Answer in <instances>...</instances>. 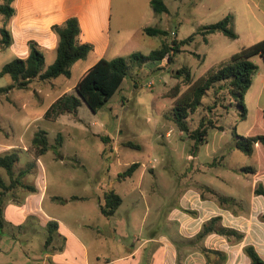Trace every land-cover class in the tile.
<instances>
[{
  "label": "crops",
  "instance_id": "0c3cea01",
  "mask_svg": "<svg viewBox=\"0 0 264 264\" xmlns=\"http://www.w3.org/2000/svg\"><path fill=\"white\" fill-rule=\"evenodd\" d=\"M113 1L16 0L17 13L12 20L14 59H25L29 55L30 41L37 42L41 51L48 53L56 51L57 55L58 37L52 31V26L63 24L72 16L79 19L81 42L92 44L94 47L87 56L92 63L83 75L100 59L116 58L117 53L110 50ZM250 1L255 4L253 0ZM142 4L151 6V0H142ZM255 8L264 14V7L261 8L260 4H255ZM144 28L142 27L143 30ZM256 64L258 71L246 94L248 114L251 111L250 100L258 110L264 109V61L261 59V62ZM47 68L44 66V70ZM56 79L42 82H47L51 89L59 85L66 86L65 82H52ZM35 81L40 80L35 79L32 82ZM78 82L66 86L48 108L61 96L76 94L75 88ZM26 89L15 87L9 91L0 92V156L17 153L20 158L15 164L12 176L8 175L4 169H0V174L5 183L10 185L19 179L20 172L26 171L25 176L20 179L23 185L12 187L4 197L5 225L0 234V264H221L212 254L208 261V257L203 252L204 248L223 252L226 259L222 264H251L244 250L247 246H253L264 260V220L261 218L264 215V197L255 194L256 186L260 183L264 185L263 145L256 144L254 153L250 156L253 159V165L230 168L242 174L243 182L245 179H250L249 186H242L240 182L237 185L238 191L233 195L208 185L189 187L180 194L178 205L170 210L168 221L171 224L167 231L159 230V223L163 221L164 212L157 211L150 230L146 233L147 226L143 220L136 223L131 221L127 226L124 219L129 212L130 200L133 198L135 189L124 186L120 191L110 186H96L92 191H86L87 178H84L81 173L89 169L77 155H70L64 151L65 138L62 129L57 131V136L61 134L63 137L62 146L55 150L56 142L51 144L49 141L52 148L40 157L35 156L31 149L35 134L44 130L49 139V131L37 124L47 121L44 115L48 108L42 113H36L35 107L26 108L27 111L30 109L32 111H26L22 117L19 114L21 110L19 104L16 105L17 110L10 108L7 104L9 97L15 91ZM38 94L41 95V89L35 92L37 98ZM40 95L38 99L41 100ZM13 100L16 101V99ZM25 106L29 107L27 104L23 105ZM74 118L76 117L73 114H66L60 116L55 122H47L67 126L66 122H71ZM92 133L102 141H104L102 137L107 139L108 137L104 135H108L111 139L107 140L108 143H104L112 145L111 147L117 146L115 137L110 136L107 130L100 129ZM52 150L54 154L48 170L42 158ZM106 151L105 148L102 152L103 157ZM225 158L221 156L220 164L210 166L219 167ZM247 167H253L256 170L255 173L246 172L244 169ZM105 168V164H100L98 169L104 171ZM141 168L142 165L136 172ZM140 177L145 179V168L142 169ZM219 178L223 177L219 176ZM26 186L34 188L35 191L27 190ZM139 187H144L143 180L139 182ZM203 188H206L205 198H202ZM109 190H115L122 198V204L110 217L101 211V207L105 204V193ZM209 190L234 199V205L221 206ZM86 203H90L91 206L86 208ZM216 217L221 218L223 227L242 234L243 240L237 241L235 235L229 239L216 232L198 239L197 236L204 224ZM50 222L56 225L52 227L53 240L46 244ZM132 236H134L133 239ZM36 240L39 243H36ZM103 240L109 244L102 245Z\"/></svg>",
  "mask_w": 264,
  "mask_h": 264
},
{
  "label": "rangeland",
  "instance_id": "374dc122",
  "mask_svg": "<svg viewBox=\"0 0 264 264\" xmlns=\"http://www.w3.org/2000/svg\"><path fill=\"white\" fill-rule=\"evenodd\" d=\"M253 1L260 4L261 8L264 7V0ZM165 2L169 11L156 14L151 6L143 5L142 0H114L110 50L117 53L116 57H129L134 53L149 55L152 51L160 49L163 41L172 44L174 40L181 41L193 36V40L183 46L182 52L175 55L173 63L161 60L144 65L142 70L137 67L130 69L120 90L97 114L83 103L78 114L74 115L76 118L66 122L67 126L47 121L37 123L42 129L49 131L51 144L56 142L58 129L64 131V151L70 155H77L89 169L81 173L87 178L86 191L90 192L96 186H110L120 191L124 186L135 189L130 200L129 212L124 219L127 226L131 221L136 223L143 220L147 226L146 233L150 230L157 211L164 212L159 230L167 231L171 224L168 221V214L178 205L182 191L189 187L208 185L233 195L238 191L237 185L240 182L242 186H249L250 179L243 182L242 174L230 169L253 165L252 157L237 149L236 139L238 135L245 136L264 129L260 123L262 116L252 105L251 100V111L247 119L241 121L237 108L230 106L231 98L227 91L215 94L211 90L205 96L202 106L189 115L187 123L190 130L194 131L203 120H213L217 126H223L225 130L209 128L208 142L202 145L196 154H192L194 142L179 130L173 116V99L165 97V93L178 82L182 84V93L188 89L183 83V77L176 78L175 74L179 69L188 67L193 80L196 81L211 69L218 68L228 61L234 53L263 40L264 14L256 9L250 0H165ZM229 14L234 15L233 29L238 35L237 39H232L222 32L204 35V26L217 23ZM4 23V17L0 14V28ZM7 27L12 31V21ZM142 27H158L167 30L168 35L150 37L144 33ZM172 32H175L176 36H173ZM42 52L46 56L47 68L54 62L56 51ZM13 59L12 46L7 50H0V72L4 65ZM253 61L261 62V58L257 56ZM91 63L86 57L72 67L70 79L59 77L52 82H65L66 86L75 83ZM11 83L13 81L9 75L0 77V88ZM66 86L59 85L51 89L47 82L35 81L28 89L15 91L7 104L14 110H17L16 105L19 104L21 109L19 114L22 117L27 111L26 108L35 107L36 113H42ZM37 89H41V95L38 94L41 100L35 96ZM24 104L29 107H23ZM100 129L107 130L110 136L115 137L116 147L107 145L93 135L92 132ZM115 135H118L119 139ZM104 136L111 139L108 135ZM129 142L140 147H129ZM105 148L107 151L103 157L102 152ZM53 154L52 150L42 158L48 170ZM221 156L226 157L224 162L219 167H211L214 159ZM135 162H139L142 168L131 178L121 177L122 173ZM100 164L106 165L104 171H99ZM144 168L146 177L142 179L140 176ZM142 180L144 187L141 188L139 182ZM85 206L87 208L91 204L86 203ZM127 240L126 243L129 241ZM36 243L39 241L36 240ZM104 244L109 242L103 240L102 245Z\"/></svg>",
  "mask_w": 264,
  "mask_h": 264
},
{
  "label": "trees",
  "instance_id": "16d2710c",
  "mask_svg": "<svg viewBox=\"0 0 264 264\" xmlns=\"http://www.w3.org/2000/svg\"><path fill=\"white\" fill-rule=\"evenodd\" d=\"M16 0H0V14L4 17L5 23L0 28V50L9 49L13 44L12 31L7 27L17 13L15 6ZM151 7L156 14L167 13L169 11L165 0H151ZM234 15L229 14L217 23L204 26V35H210L216 32H222L226 36L237 39L238 35L233 29ZM52 31L58 37L57 55L55 61L44 70L45 55L41 51L39 45L35 41H30L29 55L25 58H15L11 62L4 65L0 72V77L9 75L13 81L7 87L1 88L2 91H9L15 87L19 89L28 88L29 84L35 80L50 81L58 77L71 78L72 66L78 61L85 59L94 47L89 43H82L80 40L81 26L79 19L75 16L68 18L63 24L53 25ZM144 33L150 37L168 35V31L158 27H145ZM193 40V36H189L185 40H174L172 44L163 41L162 46L158 50L152 51L149 55L134 53L129 57H116L113 59H100L93 67H91L79 80L76 85V94H65L58 98L46 111L44 118L47 121L55 122L60 116L66 114L76 115L79 107L85 103L92 112L98 113L106 103L120 90L124 80L128 76L130 69L137 67L142 68L144 65L167 59L169 64L175 61V55L182 52L184 45ZM259 56L264 61V39L248 47H244L241 51L234 53L230 59L218 68L211 69L208 73L194 81L191 70L188 67L181 68L177 71L176 78L183 77V83L188 89L182 93L179 82L165 93V97L173 99V116L179 130L184 133L190 140L194 142L192 154H196L199 148L208 142L209 128H217L221 131L225 130L223 126H217L213 120H203L194 131L190 130L187 119L190 114L195 113L202 106L205 96L213 90L215 94L221 91H227L231 98L230 106H235L238 110V116L241 121L247 119L248 107L246 104V94L252 86L253 77L258 71V65L253 61ZM216 103V101H215ZM262 116L261 124L264 126V109L258 110ZM260 126V125H259ZM104 142L110 141L103 138ZM108 140V141H107ZM63 137L58 134L55 150L62 146ZM260 143L264 146V129L257 133H251L248 136H237L236 147L245 155L251 156L254 153L256 144ZM129 147L140 146L128 143ZM52 146L49 143L47 132L38 131L32 141V151L36 157L46 154ZM20 160L17 153H10L0 156V169H4L10 176L14 174L15 164ZM221 163V159L216 157L212 164L216 166ZM140 167L139 162L131 164L121 177H131ZM246 172L255 173L253 167L244 169ZM26 171L19 173V179L7 185L0 174V234L4 228L3 207L4 197L6 193L16 187L23 185L20 180L25 176ZM29 191H35L34 188L26 186ZM202 198H205L204 190ZM212 192L216 201L221 206H233L235 200L224 197L216 192ZM255 194L264 197V185L258 184L255 188ZM62 202L64 200H61ZM122 204V198L115 190H109L105 193V204L101 207V211L106 216H112ZM191 213V211H187ZM264 220V215L261 217ZM56 225L53 222L48 224L49 236L46 244L53 240L54 229ZM216 232L226 236L229 239L232 235L237 236V241L243 240V235L233 229L222 226L221 218L216 217L204 224L202 230L198 234V239H203L208 234ZM245 253L251 260V264H264V260L259 256L253 246L245 247ZM208 257L210 254L215 256V260L221 264L225 261L226 255L220 251H211L203 249Z\"/></svg>",
  "mask_w": 264,
  "mask_h": 264
},
{
  "label": "built area",
  "instance_id": "2783aa9c",
  "mask_svg": "<svg viewBox=\"0 0 264 264\" xmlns=\"http://www.w3.org/2000/svg\"><path fill=\"white\" fill-rule=\"evenodd\" d=\"M172 35H173V36H176V33H175V32H172ZM164 60H167V59H164Z\"/></svg>",
  "mask_w": 264,
  "mask_h": 264
}]
</instances>
